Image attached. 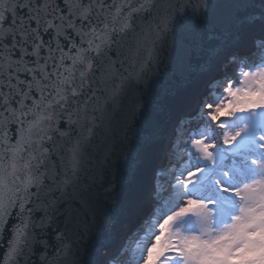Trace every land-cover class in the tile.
Segmentation results:
<instances>
[{
    "label": "snow or ice",
    "instance_id": "1",
    "mask_svg": "<svg viewBox=\"0 0 264 264\" xmlns=\"http://www.w3.org/2000/svg\"><path fill=\"white\" fill-rule=\"evenodd\" d=\"M0 264H264V0H0Z\"/></svg>",
    "mask_w": 264,
    "mask_h": 264
},
{
    "label": "water",
    "instance_id": "2",
    "mask_svg": "<svg viewBox=\"0 0 264 264\" xmlns=\"http://www.w3.org/2000/svg\"><path fill=\"white\" fill-rule=\"evenodd\" d=\"M4 245L3 244H0V257L3 256V252H4Z\"/></svg>",
    "mask_w": 264,
    "mask_h": 264
}]
</instances>
